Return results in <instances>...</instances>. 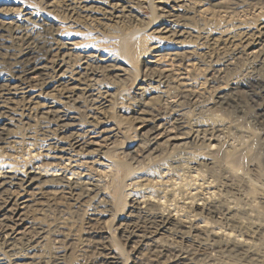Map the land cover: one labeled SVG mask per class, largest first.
Here are the masks:
<instances>
[{
    "label": "bare ground",
    "instance_id": "obj_1",
    "mask_svg": "<svg viewBox=\"0 0 264 264\" xmlns=\"http://www.w3.org/2000/svg\"><path fill=\"white\" fill-rule=\"evenodd\" d=\"M0 1V264H264V0Z\"/></svg>",
    "mask_w": 264,
    "mask_h": 264
},
{
    "label": "rangeland",
    "instance_id": "obj_2",
    "mask_svg": "<svg viewBox=\"0 0 264 264\" xmlns=\"http://www.w3.org/2000/svg\"><path fill=\"white\" fill-rule=\"evenodd\" d=\"M16 1H18V0H16ZM20 1L24 2L27 0H20ZM7 7H11V6H7V5L3 4L2 1H0V10L3 8H7ZM140 14H141V18H140L141 23L144 24V23H146V21L151 20L152 12L150 10L142 9L140 11ZM117 26H118V29L120 31H123L124 25L121 26L118 24ZM126 28L127 29L133 28L134 36H135V38H137V45H136L137 51L139 52V51L146 50L148 47V44H147V42H145L146 41L145 39L144 40L141 39V35H143V32L137 33L136 28L133 27V24L127 25ZM40 55L41 54H36V57L37 56L39 57ZM8 68L9 67H7L6 65L0 63V75L1 76L9 75L10 72L8 71ZM137 78H139V75H138V72L136 71L134 74H132L130 77H128V80L122 85V90H123L122 94H123V97H126V99H130L134 96V94H135L134 93L135 92L134 91V83H135V80ZM250 86H251V89L255 90L258 93H263V91H264V82L253 81V82H250ZM206 89H207L206 87L202 86V91L204 92L203 93V99L205 101L206 100L210 101L213 94H212V91H207ZM243 91H244V94L242 95L243 98H247L248 96L251 98V96H252V98L256 102H258V103L262 102L261 99L259 98V96L255 98V96L250 94L252 91H249L248 89H245L244 87H243ZM125 102L127 103V101H125ZM137 109L138 108L136 106H129V110L126 111V113H121L120 111H118L119 109H116V107L114 108V107L110 106L109 109H107V111L111 110V113L113 115L127 117L129 115L134 114ZM263 130H264V128H263ZM257 137H259V136H257ZM253 151L255 153L254 156H252L254 159L253 161L256 164L255 168L257 167L259 169H262V172H263L264 171V155H263V152H264V131H263L261 141L257 142L254 145ZM68 260H69L68 262H73V258H69Z\"/></svg>",
    "mask_w": 264,
    "mask_h": 264
}]
</instances>
